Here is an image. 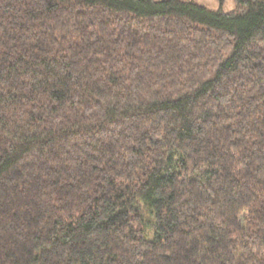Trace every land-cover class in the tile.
<instances>
[{"label": "trees", "instance_id": "16d2710c", "mask_svg": "<svg viewBox=\"0 0 264 264\" xmlns=\"http://www.w3.org/2000/svg\"><path fill=\"white\" fill-rule=\"evenodd\" d=\"M235 2L0 0V264H264V0Z\"/></svg>", "mask_w": 264, "mask_h": 264}, {"label": "rangeland", "instance_id": "374dc122", "mask_svg": "<svg viewBox=\"0 0 264 264\" xmlns=\"http://www.w3.org/2000/svg\"><path fill=\"white\" fill-rule=\"evenodd\" d=\"M186 1H194L201 5H205L212 10L223 9L226 12L233 11L237 9V5L235 0H225L224 4L221 5L219 0H186Z\"/></svg>", "mask_w": 264, "mask_h": 264}]
</instances>
